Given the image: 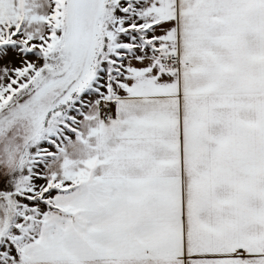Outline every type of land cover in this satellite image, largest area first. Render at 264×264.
<instances>
[{
    "label": "snow or ice",
    "instance_id": "obj_1",
    "mask_svg": "<svg viewBox=\"0 0 264 264\" xmlns=\"http://www.w3.org/2000/svg\"><path fill=\"white\" fill-rule=\"evenodd\" d=\"M0 264H264V0H0Z\"/></svg>",
    "mask_w": 264,
    "mask_h": 264
}]
</instances>
